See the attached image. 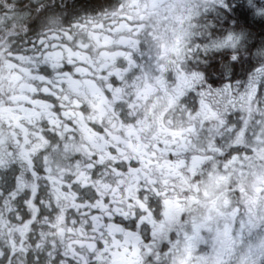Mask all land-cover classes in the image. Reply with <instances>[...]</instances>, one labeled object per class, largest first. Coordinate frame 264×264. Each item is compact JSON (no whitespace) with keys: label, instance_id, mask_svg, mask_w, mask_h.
Segmentation results:
<instances>
[{"label":"snow or ice","instance_id":"snow-or-ice-1","mask_svg":"<svg viewBox=\"0 0 264 264\" xmlns=\"http://www.w3.org/2000/svg\"><path fill=\"white\" fill-rule=\"evenodd\" d=\"M0 264H264V0H0Z\"/></svg>","mask_w":264,"mask_h":264}]
</instances>
